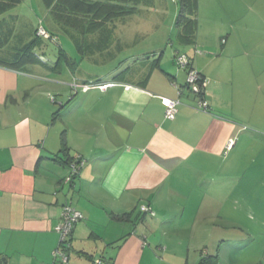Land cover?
<instances>
[{
    "label": "crops",
    "instance_id": "crops-1",
    "mask_svg": "<svg viewBox=\"0 0 264 264\" xmlns=\"http://www.w3.org/2000/svg\"><path fill=\"white\" fill-rule=\"evenodd\" d=\"M32 36L11 55L0 48V264H218L244 246L246 264H264V0H197L183 54L206 111L176 51L165 63L127 54L94 78L77 74L73 90L6 62ZM65 203L83 218L63 263L52 251ZM192 245L204 248L191 257Z\"/></svg>",
    "mask_w": 264,
    "mask_h": 264
},
{
    "label": "rangeland",
    "instance_id": "rangeland-1",
    "mask_svg": "<svg viewBox=\"0 0 264 264\" xmlns=\"http://www.w3.org/2000/svg\"><path fill=\"white\" fill-rule=\"evenodd\" d=\"M101 1L104 0H85L87 6L81 4V9L67 15L62 11L61 0H22L4 15L5 31H11L12 35L5 46V55L9 52L11 55L35 29L43 27L49 36L37 38L33 50L23 56L19 67L30 65L32 74L28 76L47 83L65 80L74 84L71 88L75 90L77 74L94 78L115 67L127 54L162 55L165 63L175 51L186 52L187 46L180 36L182 28L175 24L180 0H109L105 6H101ZM106 7L111 12L105 11ZM56 64L58 70L53 71L51 67ZM69 64L74 75L66 70ZM174 247L177 256L183 254L185 247L178 244ZM191 248L192 257L193 250L204 247L192 245ZM251 250L244 246L230 256L224 252L218 264H246ZM204 257L208 261V256Z\"/></svg>",
    "mask_w": 264,
    "mask_h": 264
},
{
    "label": "built area",
    "instance_id": "built-area-1",
    "mask_svg": "<svg viewBox=\"0 0 264 264\" xmlns=\"http://www.w3.org/2000/svg\"><path fill=\"white\" fill-rule=\"evenodd\" d=\"M38 35L43 37H47L46 31L40 27L37 32ZM175 64L179 68H184L187 71V78H186V87L195 94H198L199 91L203 87L204 81H202L201 85L199 83L200 75L199 73L190 66L189 58L183 53H177L174 56ZM179 104L178 99H170L166 108H165V117L168 119H173L177 113V106ZM198 109L206 111L208 108V103L204 99H200L198 101ZM233 144V140L230 139L227 144L226 148L229 149ZM84 164V159L76 158L70 161L69 163V173L65 177L64 181L66 183H72L74 178L77 176L79 169ZM142 210L148 211L150 214L153 215L152 211L145 206L142 207ZM83 218L82 213L77 210L72 205L65 203L61 207V220L56 225L55 230L59 234V241L58 245L52 251V258L57 261H61L65 263L68 260V253L67 250L70 245V237L72 230L75 224ZM92 264H106L102 258H97L93 260Z\"/></svg>",
    "mask_w": 264,
    "mask_h": 264
},
{
    "label": "trees",
    "instance_id": "trees-1",
    "mask_svg": "<svg viewBox=\"0 0 264 264\" xmlns=\"http://www.w3.org/2000/svg\"><path fill=\"white\" fill-rule=\"evenodd\" d=\"M21 1L22 0H0V48L3 45H8L9 40L12 36L11 31H9V30L5 31L4 17L2 15L4 13H7L9 10H11L14 6H16ZM61 1L62 2L60 4V6L62 7V11L65 12L67 15L73 13V11H76V9H81L80 8L81 4H84L87 6V4L85 3V0H61ZM108 1L109 0L101 1L100 2L101 6L102 5L105 6V5L109 4ZM89 6H91V5L89 4ZM87 9H89V8H87ZM98 10H100V9H97L96 11L99 12ZM104 10L107 12H111V11H109L108 7H106ZM196 10H197V0H180V6H179L178 13H177V17L175 19V24L177 27L182 28V31L180 32V36H181L182 41H191L193 36H194V32L196 30ZM127 12H132V10H129ZM38 29L39 28L35 29L32 38L27 43H25V45H23L22 49L20 50L19 53L16 54L15 58L13 60H9L6 62H9V64H11V65H17V64H19V62H21V60L23 59V56L27 55L28 51L31 53V50H33L34 45L36 44L37 38L43 37V36L37 34ZM47 35H48V33H47ZM177 53H175V54H177ZM175 54H174V56H175ZM190 66H191V61H190ZM202 81H204V80L200 75V80H199L200 85H201ZM197 95L200 97L199 100L203 99L202 98V95H203L202 89L199 91V93ZM55 114H57V113H55ZM61 151L65 152L67 154V148L65 145L63 146ZM200 264H205V260L202 259Z\"/></svg>",
    "mask_w": 264,
    "mask_h": 264
}]
</instances>
